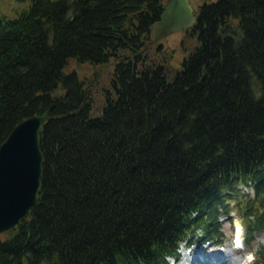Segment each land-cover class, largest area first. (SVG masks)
I'll return each mask as SVG.
<instances>
[{"label": "trees", "instance_id": "obj_1", "mask_svg": "<svg viewBox=\"0 0 264 264\" xmlns=\"http://www.w3.org/2000/svg\"><path fill=\"white\" fill-rule=\"evenodd\" d=\"M16 1L0 15V141L50 117L38 198L0 233V264H166L178 238L220 243L231 203L247 243L264 230V0L203 1L176 66L146 44L165 0ZM69 60L109 65L106 86Z\"/></svg>", "mask_w": 264, "mask_h": 264}, {"label": "water", "instance_id": "obj_2", "mask_svg": "<svg viewBox=\"0 0 264 264\" xmlns=\"http://www.w3.org/2000/svg\"><path fill=\"white\" fill-rule=\"evenodd\" d=\"M196 14L189 0H165L149 43L187 30ZM49 117L46 112L28 115L0 141V233L26 217L38 198L43 161L40 129Z\"/></svg>", "mask_w": 264, "mask_h": 264}, {"label": "rangeland", "instance_id": "obj_3", "mask_svg": "<svg viewBox=\"0 0 264 264\" xmlns=\"http://www.w3.org/2000/svg\"><path fill=\"white\" fill-rule=\"evenodd\" d=\"M203 1L205 0H189L191 6L195 10L197 6L201 4ZM207 1H210V0H207ZM25 6H26V2L19 3L16 0H0V15H3L7 18H13ZM150 40H151V37L149 40H147L146 44L150 46L151 49L153 48L157 49L158 53L161 56H163L165 59L169 58L171 63L174 64V66L178 65V62L183 54L180 49V40L185 41V47H186L185 51L190 47V43H192V40H189V39L187 40L185 38L183 31L173 32L159 39L157 43H149ZM107 68H110V66L107 65V67L105 66V67H102L101 69L99 65L93 67L92 65L87 64V63L77 64L74 60H69L64 70L66 72H69L70 70H74L77 73L79 79L83 80V86L85 88H88L89 86L88 83H91L94 79V76H92V73L94 72V70L96 71V73L97 72L100 73L98 82H96L97 87L106 86L107 79H108V69ZM93 86L90 88L91 91H92ZM93 97L95 100L94 102L97 105L98 104L97 100H99V95L97 91H94ZM244 187L245 186H240V190L243 192L250 190ZM229 206H230L229 211L235 210L237 214L240 215L238 210L232 207V203ZM220 216L226 217V219L224 220H219L220 228L222 231V229H224V225L227 223V220H229L230 217H227V214L225 215L223 214ZM224 231L226 232V229H224ZM259 233H264V230L262 229V230L254 232L252 234L253 235L252 239L250 240V242H248L249 245H251L252 241L255 239L256 235ZM222 236L223 238L220 243L205 242L201 244V242L199 241L190 242L194 244L196 248V253L193 258L192 264H227V261L228 259H230L232 253H231L230 248L228 249L227 255L218 250L220 244L222 243L224 239L223 231H222ZM236 254H239V253H236Z\"/></svg>", "mask_w": 264, "mask_h": 264}, {"label": "clouds", "instance_id": "obj_4", "mask_svg": "<svg viewBox=\"0 0 264 264\" xmlns=\"http://www.w3.org/2000/svg\"><path fill=\"white\" fill-rule=\"evenodd\" d=\"M227 223L222 229L224 239L219 246V251L228 254V249H231V257L227 264H257L258 253L264 248V233L256 235L251 245L248 240V225L245 218L238 215L235 210L229 211ZM218 220H224L226 217L219 216ZM200 236L203 233H199ZM196 253L195 245L190 243L188 239L178 238L175 241V248L171 254H166L163 259L166 264H192ZM239 253V254H236Z\"/></svg>", "mask_w": 264, "mask_h": 264}, {"label": "bare ground", "instance_id": "obj_5", "mask_svg": "<svg viewBox=\"0 0 264 264\" xmlns=\"http://www.w3.org/2000/svg\"><path fill=\"white\" fill-rule=\"evenodd\" d=\"M196 261H198V260H196Z\"/></svg>", "mask_w": 264, "mask_h": 264}]
</instances>
